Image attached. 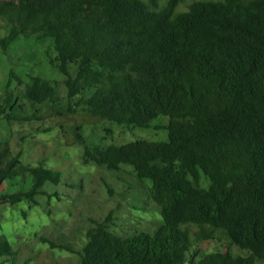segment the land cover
<instances>
[{
	"label": "trees",
	"instance_id": "trees-1",
	"mask_svg": "<svg viewBox=\"0 0 264 264\" xmlns=\"http://www.w3.org/2000/svg\"><path fill=\"white\" fill-rule=\"evenodd\" d=\"M159 1L0 0V51L24 54L27 64L3 67L0 120L38 121L50 107L58 116L81 110L128 131L166 133V141L106 147L75 136L84 164L128 166L148 181L162 220L152 233L126 238L89 230L79 264L264 261V0L195 1L181 13L183 0L158 10ZM60 182L59 171L26 166L0 142V205L35 204L45 184ZM215 231L248 256L193 261L194 243ZM15 256L0 234L1 264Z\"/></svg>",
	"mask_w": 264,
	"mask_h": 264
},
{
	"label": "rangeland",
	"instance_id": "rangeland-1",
	"mask_svg": "<svg viewBox=\"0 0 264 264\" xmlns=\"http://www.w3.org/2000/svg\"><path fill=\"white\" fill-rule=\"evenodd\" d=\"M166 1H159L158 10ZM195 1L220 0H183L175 12L186 11ZM6 34L7 26L0 21V39ZM24 57L19 52L10 50L4 55L0 51V92L5 77L3 67L9 65L7 60L14 68H19L17 61L21 60L24 68L27 65ZM57 86L60 108L65 112V90L61 84ZM40 118L28 123L0 120V142H7L24 165H41L61 173L60 184H45L42 188L45 195L37 196L35 204L24 201L14 206L0 205V234L15 251V264H79V254L87 241L86 233L97 226L126 238L152 233L161 225L159 207L149 197L148 181L136 180L128 166H120L118 172H112L84 164V146L74 143V139L81 135L86 144L100 142L106 147L141 139L166 141L164 131H128L81 110L58 116L55 109L45 107ZM190 230L194 232L196 228ZM50 243L57 248H52ZM58 246L69 247L72 252ZM193 252H197L193 257L195 262L205 254L216 252H228L234 257L248 256L247 251L235 247L222 231H215L209 240L194 243L189 256ZM255 264H264V261Z\"/></svg>",
	"mask_w": 264,
	"mask_h": 264
}]
</instances>
